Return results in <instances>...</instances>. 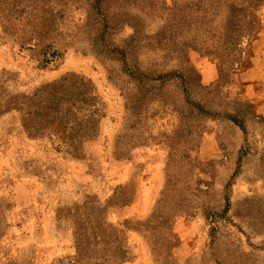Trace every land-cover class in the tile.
Wrapping results in <instances>:
<instances>
[{
    "label": "rangeland",
    "instance_id": "1",
    "mask_svg": "<svg viewBox=\"0 0 264 264\" xmlns=\"http://www.w3.org/2000/svg\"><path fill=\"white\" fill-rule=\"evenodd\" d=\"M43 25L47 68L20 48ZM263 31L264 0H0V264H264ZM71 73L104 104L79 159L24 123Z\"/></svg>",
    "mask_w": 264,
    "mask_h": 264
},
{
    "label": "trees",
    "instance_id": "2",
    "mask_svg": "<svg viewBox=\"0 0 264 264\" xmlns=\"http://www.w3.org/2000/svg\"><path fill=\"white\" fill-rule=\"evenodd\" d=\"M42 28L41 31L33 30L32 34L27 36L26 42L23 38L20 48L30 52L41 49L42 58L39 62L42 68H47L60 54L55 49L54 38L50 37L49 27L43 25ZM152 76L142 71L140 66H137L134 74L135 79L143 84L177 79L183 84L187 83V79L178 74ZM103 109V100L94 83L84 76L71 73L56 82L42 86L27 97L25 128L32 138H45L58 150L79 159L85 152V145L98 137ZM118 256L115 255V258ZM125 258V255L118 257V264H125Z\"/></svg>",
    "mask_w": 264,
    "mask_h": 264
},
{
    "label": "crops",
    "instance_id": "3",
    "mask_svg": "<svg viewBox=\"0 0 264 264\" xmlns=\"http://www.w3.org/2000/svg\"><path fill=\"white\" fill-rule=\"evenodd\" d=\"M255 44L253 66L248 74V94L256 103L264 99V31Z\"/></svg>",
    "mask_w": 264,
    "mask_h": 264
}]
</instances>
